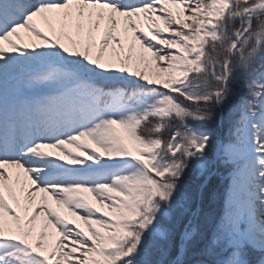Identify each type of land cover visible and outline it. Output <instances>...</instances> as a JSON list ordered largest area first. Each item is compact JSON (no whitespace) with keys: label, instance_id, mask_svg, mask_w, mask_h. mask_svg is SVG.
Returning <instances> with one entry per match:
<instances>
[{"label":"snow or ice","instance_id":"snow-or-ice-1","mask_svg":"<svg viewBox=\"0 0 264 264\" xmlns=\"http://www.w3.org/2000/svg\"><path fill=\"white\" fill-rule=\"evenodd\" d=\"M0 264H264V0H0Z\"/></svg>","mask_w":264,"mask_h":264},{"label":"trees","instance_id":"trees-1","mask_svg":"<svg viewBox=\"0 0 264 264\" xmlns=\"http://www.w3.org/2000/svg\"><path fill=\"white\" fill-rule=\"evenodd\" d=\"M218 128L220 129L221 132L225 131V128L222 124H218ZM212 183H213V185H215L219 188L223 187L222 181H220V179H218V178H214Z\"/></svg>","mask_w":264,"mask_h":264},{"label":"rangeland","instance_id":"rangeland-1","mask_svg":"<svg viewBox=\"0 0 264 264\" xmlns=\"http://www.w3.org/2000/svg\"><path fill=\"white\" fill-rule=\"evenodd\" d=\"M91 147H95V145H90ZM97 150H99V149H97ZM219 179V178H218ZM220 181H222V179H220ZM222 184H223V181H222ZM69 218H71V219H75L74 217H71V216H69ZM79 223H82V222H79Z\"/></svg>","mask_w":264,"mask_h":264}]
</instances>
